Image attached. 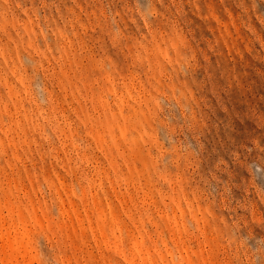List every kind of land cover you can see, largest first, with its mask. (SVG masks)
Masks as SVG:
<instances>
[{
    "label": "rangeland",
    "instance_id": "1",
    "mask_svg": "<svg viewBox=\"0 0 264 264\" xmlns=\"http://www.w3.org/2000/svg\"><path fill=\"white\" fill-rule=\"evenodd\" d=\"M0 264H264V0H0Z\"/></svg>",
    "mask_w": 264,
    "mask_h": 264
}]
</instances>
